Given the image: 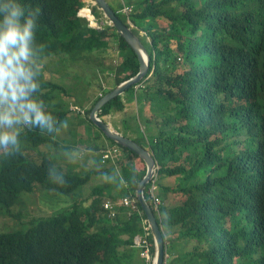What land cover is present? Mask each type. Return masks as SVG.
<instances>
[{"label": "trees", "instance_id": "1", "mask_svg": "<svg viewBox=\"0 0 264 264\" xmlns=\"http://www.w3.org/2000/svg\"><path fill=\"white\" fill-rule=\"evenodd\" d=\"M87 1L19 0L29 10L39 9L32 46L40 87L33 96L52 115L53 127L64 121L65 100L71 94L42 76L41 67L47 65L43 61L50 59L48 66L66 57L79 62L96 51L116 55L107 86L101 90L96 85L101 93L88 103L85 119L78 121L93 129L95 139L88 141L95 144L97 158L91 168L77 171L68 166L65 171L49 152H30L60 145L50 131L20 124L18 149L0 148V208L21 218L14 209L22 195L35 192L38 185L70 195L96 177L108 179L92 193H83L85 210L73 205L69 213L40 218L28 230L0 232V264H124L136 253L134 242L146 233L143 221L155 254L147 217L136 197L146 164L105 137L88 117L104 95L138 74L140 63L115 28L103 23L97 7L92 14L99 27L80 17L81 12L92 18L84 11ZM123 2L134 7L133 12L124 15L122 2L115 11L127 26L128 19L132 21V32L150 56V68L137 91L140 84L105 104L99 117L104 120L131 105L125 120L135 121L137 116L144 126L142 132L136 129L134 141L149 150L160 167L158 212L150 184L145 196L162 227L165 254L174 257L172 264H264V0ZM102 136L106 142L98 143ZM114 146L121 156L103 163V153ZM109 163H119L120 177L115 176L116 166L104 168ZM120 183L126 188H118ZM123 196L135 198L137 208L120 224L118 211L128 209L118 208L116 219L110 220L103 205L106 198L118 201ZM164 212L168 220H162Z\"/></svg>", "mask_w": 264, "mask_h": 264}, {"label": "rangeland", "instance_id": "2", "mask_svg": "<svg viewBox=\"0 0 264 264\" xmlns=\"http://www.w3.org/2000/svg\"><path fill=\"white\" fill-rule=\"evenodd\" d=\"M107 1L114 10H118L124 0ZM90 5L93 6L92 3H90ZM85 12L91 14L89 10H85ZM80 17L90 19L92 25H97V27H99L97 20H95L96 23H94L92 18H89L84 13L80 12ZM128 21L130 28L134 27L132 21H130V19H128ZM103 23L109 25V23L107 24L106 19ZM139 31V35L145 37V33L141 30ZM116 60L117 58L115 55H107V52L105 51H96L86 55V58L79 62H72L66 57L65 60H62V63L55 61L52 65L48 66L51 64L50 59L43 61V63L47 65H42L41 67L42 76L65 88L68 93L70 89L74 95L68 96L65 100V109H67V112L64 121L59 124V127L54 126L52 131H50V135L54 136L55 141L59 142L60 145L53 147H37L30 151L33 155H45L49 152L51 156L53 155L58 158L62 169L65 171H67L68 168L70 169V167H68L70 166V160L71 163L75 164L85 162L83 166L77 167V171L84 167L91 168L92 160L94 162L97 158V153L95 154V150L92 149L95 144L88 141V136L92 134V129L87 124H85L87 128L85 126L82 127V123H79L78 121L85 119V112L89 110V108L87 109L86 107L94 98L93 93L97 90L95 89L96 85L98 84L99 87L101 85V90H103V87L107 86L106 81L109 77V74L107 73L112 72V65ZM135 91L137 90L135 89ZM86 98H88V100L84 101ZM69 109H71V112H69ZM108 121L110 122V119ZM65 123L67 124V127H65ZM74 125L79 126L75 127ZM78 128H82L79 135H77ZM143 128L144 126L141 125L140 129L143 130ZM15 130L21 132V126H15ZM76 136L79 145L71 144L70 146V143L74 142L73 139ZM111 166H116L115 176L120 177L121 171L119 170V163L116 165H111V163H109L105 165L104 168H109ZM106 180L105 177H102L101 179L96 177L91 180L90 183L80 187L82 188L80 193L77 191L70 195H63L55 190L45 189L38 185L35 192L24 193L21 197L20 204L14 209V212L19 214L21 218L11 216L10 213L0 208V232L28 230L32 226V223L40 218L53 217L64 210V212L69 213L73 205H79L80 209L85 210L87 206L83 199L86 197L82 198L83 193H91V190L96 186V183H106ZM173 258L174 257H170V262L173 261ZM124 264H141V261L139 259L135 261L133 256H127Z\"/></svg>", "mask_w": 264, "mask_h": 264}, {"label": "clouds", "instance_id": "3", "mask_svg": "<svg viewBox=\"0 0 264 264\" xmlns=\"http://www.w3.org/2000/svg\"><path fill=\"white\" fill-rule=\"evenodd\" d=\"M38 16V8L29 10V5L19 0H5L0 4V148L18 149L17 125H32L48 131L53 128L52 115L33 96L40 87L36 80L40 69L32 46ZM56 180L64 184L62 178L56 177ZM161 217L168 220L167 212Z\"/></svg>", "mask_w": 264, "mask_h": 264}, {"label": "water", "instance_id": "4", "mask_svg": "<svg viewBox=\"0 0 264 264\" xmlns=\"http://www.w3.org/2000/svg\"><path fill=\"white\" fill-rule=\"evenodd\" d=\"M95 3L96 7L103 13L104 18L107 20L110 26L115 28V32L121 36L127 44L136 53L139 63L140 71L138 74L131 79L121 83L119 86L104 95L94 106L90 113L89 118L94 123V125L102 131L105 137L113 140L122 147L128 148L129 150L136 153L146 164L147 171L144 178L138 185L136 191V197L147 217V222L151 231V235L154 240L155 246V264H163L164 257L166 253V246L163 237L162 227L159 225L155 213L146 199L145 190L147 185L153 180L156 175H158L159 165L156 161L154 155L139 145L133 139L123 135L118 130H116L111 124L106 120L99 117L100 109L118 96L124 95L133 86L138 85L146 77L150 68V56L148 55L141 39L132 32L130 26H127L122 19L117 15L116 11L111 7L107 0H88ZM90 12L91 9L89 10ZM92 20L96 23V18L92 15ZM94 27H97L95 25ZM102 30V28H100Z\"/></svg>", "mask_w": 264, "mask_h": 264}, {"label": "crops", "instance_id": "5", "mask_svg": "<svg viewBox=\"0 0 264 264\" xmlns=\"http://www.w3.org/2000/svg\"><path fill=\"white\" fill-rule=\"evenodd\" d=\"M89 8H91V11H93V7H91L90 6V1H87L86 2V6H85V10H89ZM120 10V9H119ZM91 14H92V12H91ZM93 15V14H92ZM94 16V15H93ZM95 17V16H94ZM96 18V17H95ZM89 21H91L90 19H88ZM97 20V19H96ZM105 21V20H104ZM97 22L99 23V20H97ZM92 23V22H91ZM107 24H108V22H107ZM106 25V24H105ZM94 26V25H93ZM111 55H114V53H112ZM115 57H116V55H115ZM107 74H109V72L107 73ZM69 93L71 94V95H74V94H72V92H71V90L69 89ZM100 91H96L95 90V92L93 93L94 94V98L95 97H98L99 95H100ZM90 96V95H89ZM125 98L123 99V101L128 105V101L126 100L127 98H126V96H124ZM132 106L131 105H128L127 107H126V109H125V111H122V112H116V111H113L110 115H108V116H106L105 118H104V120H106L109 124H111L116 130H118L120 133H122L123 135L125 134V133H127V137H129V138H131V139H133L134 140V138H137L138 137V130L139 131H141L142 132V129H140V124H138L140 121H139V119H138V117L136 116V119H135V121L134 120H130L129 122L127 121V120H125L126 119V113L127 112H131L132 110ZM82 113H83V111H82ZM110 119V122L108 121ZM83 126H85L86 127V125H83ZM82 126V127H83ZM87 128V127H86ZM89 128V127H88ZM91 128V127H90ZM81 129L82 128H78V130H77V135H79V133L81 132ZM92 129V128H91ZM136 129H137V131H136ZM88 138H94L95 139V134L93 133V129H92V134L91 135H89L88 136ZM100 138H101V136H100ZM102 139L103 140H101L100 139V141L99 140H97L98 141V143H101V142H106V139H105V137L104 136H102ZM73 141L74 142H71L70 143V146H71V144L72 145H79V142L77 141V136L76 137H74V139H73ZM74 148H77V147H74ZM123 157H124V155H123ZM122 157V158H123ZM71 159H72V157H71ZM124 159H126L125 157L123 158V160ZM84 163L85 162H82L81 164H75V163H71V160H70V166H72V167H74L75 169H77V167H81V166H83L84 165ZM87 163V162H86ZM92 164H93V160H92ZM134 164V166H135V163H133ZM86 165V164H85ZM121 166L119 165V169L121 170V168H120ZM121 173H122V171H121ZM102 177H105V180L107 179V177L108 176H99V179H101ZM102 184H104V183H102ZM102 184H99V183H96V186L95 187H102ZM95 187H93V189L91 190V193H92V191L94 190V188ZM117 187V186H116ZM118 188H122V189H124V188H126V185L124 184V183H120V184H118ZM118 188L116 189V190H113V193L112 194H114V195H116V193H117V191H118ZM118 194H120L119 192H118ZM124 197H126V196H123V197H121V198H124ZM120 198V199H121ZM106 200H111V201H114V200H112V199H110V198H106ZM119 209H121V208H119ZM118 216H119V219H120V221H119V223L120 224H122V223H124V221L126 220L125 218H129V210L128 211H124V213L122 212V211H118ZM143 223V225H142V227H143V230H144V232H146L145 234L147 235V228H146V224H145V222L143 221L142 222ZM144 236V235H143ZM123 238L126 240V239H128V235H123ZM133 247L135 248V250H136V253L133 255V257H134V259H135V261L137 260V259H139L140 261H141V264H145L144 263V260L142 259V257H141V248H140V244L139 243H135L134 242V245H133ZM129 248H131V247H129Z\"/></svg>", "mask_w": 264, "mask_h": 264}, {"label": "built area", "instance_id": "6", "mask_svg": "<svg viewBox=\"0 0 264 264\" xmlns=\"http://www.w3.org/2000/svg\"><path fill=\"white\" fill-rule=\"evenodd\" d=\"M93 4L90 5L91 7H96L94 2H90ZM91 9V8H90ZM89 9V10H90ZM134 7L128 6L123 2V8H122V12L124 15L129 16L132 12H133ZM128 25H129V21H128ZM130 26V25H129ZM133 28V27H132ZM141 86L138 85L136 86V90ZM121 156V151L117 146H114L112 148H110V150L108 152H104L102 155V162L105 163V161L109 158H113V159H117L118 157ZM150 184V188H149V193L151 195V198L153 199V203L155 206V209L157 210V212L159 211V207L161 206V198L158 196V186H157V175L156 177L153 178V180L149 183ZM136 199L132 198L130 196H126L124 198L119 199L118 201H111V200H106L104 202V209L108 214V218L110 220H115L117 217V209L121 208V207H125L129 210V215H131L132 213H134L136 211ZM139 244H140V248H141V257L144 260L145 264H155V258L154 256L151 254V249H150V244L147 241V237L148 234L144 235V236H139ZM163 264H171L170 263V256L168 254H165L164 257V262Z\"/></svg>", "mask_w": 264, "mask_h": 264}, {"label": "bare ground", "instance_id": "7", "mask_svg": "<svg viewBox=\"0 0 264 264\" xmlns=\"http://www.w3.org/2000/svg\"><path fill=\"white\" fill-rule=\"evenodd\" d=\"M85 11V10H84Z\"/></svg>", "mask_w": 264, "mask_h": 264}]
</instances>
